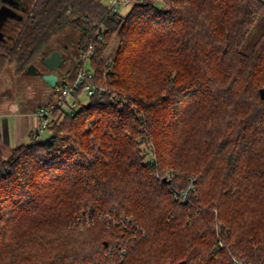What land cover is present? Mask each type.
<instances>
[{
	"label": "trees",
	"instance_id": "16d2710c",
	"mask_svg": "<svg viewBox=\"0 0 264 264\" xmlns=\"http://www.w3.org/2000/svg\"><path fill=\"white\" fill-rule=\"evenodd\" d=\"M163 1L32 0L3 26L0 77L70 31L98 90L47 138L0 147V264H264V0ZM98 212L146 235L76 221Z\"/></svg>",
	"mask_w": 264,
	"mask_h": 264
},
{
	"label": "rangeland",
	"instance_id": "374dc122",
	"mask_svg": "<svg viewBox=\"0 0 264 264\" xmlns=\"http://www.w3.org/2000/svg\"><path fill=\"white\" fill-rule=\"evenodd\" d=\"M31 1L32 0H20L19 4H14V10L19 15H24L31 4ZM100 1L107 6L112 3V0ZM142 1L144 0H130L127 3H120L118 5V14L126 15L134 3ZM153 3L157 6H165L163 0H153ZM11 19L12 18H10L8 22ZM61 40L62 42L68 40V45L65 46L62 51L64 62L55 71L60 76L57 86L49 85L46 81L43 80L41 75H17L14 73L12 67H9L0 77V126H3L4 136L5 132H8L7 138L9 139V142L6 139L0 140V147L4 148L7 152H9L12 148L16 147L21 142L24 143L30 141L29 134L31 132L29 130L27 135L28 137L26 139L19 138L18 141L15 143V117L12 113H5L4 107L7 101L9 99L19 100L22 104V107L26 110H34L37 109L39 106L49 104L50 102L56 103L62 97L61 87L63 85L64 80H66L67 82H71L74 77L75 68L78 62L81 61L78 54L77 35L68 31L67 33L61 35ZM117 44V39H113L106 50V56L108 58L114 55L117 48ZM38 66L44 71L48 70L41 63H39ZM81 97L87 98L86 93H81ZM3 117L7 118V124H4ZM6 128H8L7 131H5ZM48 135L49 131L46 130L43 133L42 138L45 139Z\"/></svg>",
	"mask_w": 264,
	"mask_h": 264
},
{
	"label": "built area",
	"instance_id": "2783aa9c",
	"mask_svg": "<svg viewBox=\"0 0 264 264\" xmlns=\"http://www.w3.org/2000/svg\"><path fill=\"white\" fill-rule=\"evenodd\" d=\"M130 0H112V3L108 6L113 12H118V5L120 3H127ZM93 52V45L90 44L89 47L81 54V64L77 68L74 77L71 82L64 80L61 87V99L56 103H49L46 105L39 106L34 111V116L37 119L36 126L31 130L33 131L35 138L39 139L43 133L54 123L60 122L62 117L67 113L74 115L75 111L81 106L88 105L90 102V97L94 95L98 90V85L95 82V73L89 66V59ZM59 80V79H58ZM86 93L87 98L81 97V93ZM102 95V93H100ZM155 160L154 150L150 149L149 156L147 157V162ZM194 181V178H191ZM190 188V187H189ZM188 188V189H189ZM183 193H175L176 198L181 197L186 198L187 191ZM107 219L109 224L108 227L114 228L119 227L122 230V234L125 233L123 228L134 229V234L132 237L145 236L146 231L143 227L136 223L133 216H112L110 213L98 212L96 214L82 213L77 216L76 221L82 226L92 225L97 220ZM117 233V231H116ZM130 236H126V242L115 247L116 253L119 255L127 253L130 249ZM220 244H222L220 242ZM112 248L110 249V252ZM252 264V263H248Z\"/></svg>",
	"mask_w": 264,
	"mask_h": 264
},
{
	"label": "water",
	"instance_id": "95a60500",
	"mask_svg": "<svg viewBox=\"0 0 264 264\" xmlns=\"http://www.w3.org/2000/svg\"><path fill=\"white\" fill-rule=\"evenodd\" d=\"M3 5L0 7V39L3 38L2 28L5 23L10 18L19 17L21 18L23 15H19L14 9L15 1L12 0H2ZM23 19V18H22ZM41 64H43L48 70H42L36 64H30L25 70V74L27 75H41L43 80L46 81L51 86H56L59 76L55 72V70L62 65L63 63V54L59 49H55L48 56L43 57L41 60ZM260 96L264 99V87L259 89ZM108 242L106 241V245ZM177 264H187V260H182Z\"/></svg>",
	"mask_w": 264,
	"mask_h": 264
},
{
	"label": "crops",
	"instance_id": "0c3cea01",
	"mask_svg": "<svg viewBox=\"0 0 264 264\" xmlns=\"http://www.w3.org/2000/svg\"><path fill=\"white\" fill-rule=\"evenodd\" d=\"M5 113H12L15 117L14 124H15V143L18 141V139H26L28 136L29 130L31 131L37 123V119L34 116V111L36 109L32 110H26L22 107V104L19 100L9 99L7 103L5 104ZM4 124H7V118L3 117ZM2 120V121H3ZM8 128H6L5 131H7ZM2 130V131H1ZM8 132H5V136L3 134V126H0V140L6 139L9 142ZM12 147V146H11Z\"/></svg>",
	"mask_w": 264,
	"mask_h": 264
},
{
	"label": "flooded vegetation",
	"instance_id": "af4514ba",
	"mask_svg": "<svg viewBox=\"0 0 264 264\" xmlns=\"http://www.w3.org/2000/svg\"><path fill=\"white\" fill-rule=\"evenodd\" d=\"M10 1V0H9ZM12 1H15L14 4H19L20 0H12Z\"/></svg>",
	"mask_w": 264,
	"mask_h": 264
}]
</instances>
